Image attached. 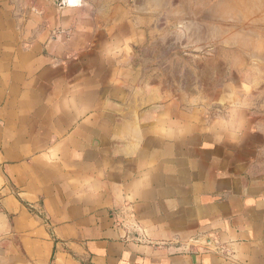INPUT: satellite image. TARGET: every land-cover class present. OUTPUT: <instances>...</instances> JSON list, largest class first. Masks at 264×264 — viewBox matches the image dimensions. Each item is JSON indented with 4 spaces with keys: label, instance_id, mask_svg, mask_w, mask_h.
<instances>
[{
    "label": "crops",
    "instance_id": "obj_1",
    "mask_svg": "<svg viewBox=\"0 0 264 264\" xmlns=\"http://www.w3.org/2000/svg\"><path fill=\"white\" fill-rule=\"evenodd\" d=\"M175 54L132 0H0V264H264V64Z\"/></svg>",
    "mask_w": 264,
    "mask_h": 264
},
{
    "label": "rangeland",
    "instance_id": "obj_2",
    "mask_svg": "<svg viewBox=\"0 0 264 264\" xmlns=\"http://www.w3.org/2000/svg\"><path fill=\"white\" fill-rule=\"evenodd\" d=\"M132 1L151 17L156 37L170 55L187 58L230 47L249 64H264V0Z\"/></svg>",
    "mask_w": 264,
    "mask_h": 264
},
{
    "label": "water",
    "instance_id": "obj_3",
    "mask_svg": "<svg viewBox=\"0 0 264 264\" xmlns=\"http://www.w3.org/2000/svg\"><path fill=\"white\" fill-rule=\"evenodd\" d=\"M57 2H62L63 0H56ZM180 59V60H183V61H186V58L181 55L180 53H177L175 54L172 58H171V61H174L175 59Z\"/></svg>",
    "mask_w": 264,
    "mask_h": 264
},
{
    "label": "bare ground",
    "instance_id": "obj_4",
    "mask_svg": "<svg viewBox=\"0 0 264 264\" xmlns=\"http://www.w3.org/2000/svg\"><path fill=\"white\" fill-rule=\"evenodd\" d=\"M64 2H68V4H80V0H63ZM83 3V2H82ZM82 5V4H81Z\"/></svg>",
    "mask_w": 264,
    "mask_h": 264
}]
</instances>
